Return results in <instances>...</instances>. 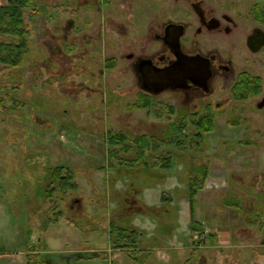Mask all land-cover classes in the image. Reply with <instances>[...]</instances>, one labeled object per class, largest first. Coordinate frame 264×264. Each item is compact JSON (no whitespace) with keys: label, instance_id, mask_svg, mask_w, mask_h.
<instances>
[{"label":"rangeland","instance_id":"1","mask_svg":"<svg viewBox=\"0 0 264 264\" xmlns=\"http://www.w3.org/2000/svg\"><path fill=\"white\" fill-rule=\"evenodd\" d=\"M95 1L35 0L41 15L35 19L24 65L17 70L22 79L0 74V88L10 96L7 109L0 112V264H136L118 250L128 243L115 232L124 227L152 235L171 233L179 236L178 245L185 237L192 246L189 184L190 178H198L202 186L203 170L209 179L197 194L195 218L206 232L193 238L194 243L204 245L205 234L206 241L211 234L222 235L228 238L223 246L238 249H212L216 264H261L262 256L253 260L254 253H264V226L258 224L264 223V110L257 109L261 96L247 103L232 101L231 113L219 119L201 148L180 151L168 146V99H158V115L154 109L134 112L130 107L138 89L116 49L135 31L132 24L126 29L119 5L131 3L127 17L139 22L143 0H110V12L107 6L96 9ZM112 57L117 64L109 70L105 61ZM253 69L264 74V67ZM76 84L84 90L72 92ZM159 118L162 128L155 127ZM109 131L162 139L157 155L163 159L175 153L170 168L158 159L156 168L149 162L146 173H113L107 155ZM246 142L253 145L240 150ZM60 167L93 180L77 177L78 187L62 194L64 213L51 221L63 218L50 223L55 198L48 190L55 186L52 173ZM127 193L141 211L124 210ZM72 199L78 204H70ZM90 199H95L93 205ZM169 211L175 215L166 231L162 222ZM141 247L129 257L143 258ZM116 254L120 256L115 259ZM188 255L187 262L204 255L213 264L208 252Z\"/></svg>","mask_w":264,"mask_h":264},{"label":"flooded vegetation","instance_id":"2","mask_svg":"<svg viewBox=\"0 0 264 264\" xmlns=\"http://www.w3.org/2000/svg\"><path fill=\"white\" fill-rule=\"evenodd\" d=\"M109 2L111 1L96 0L95 8L99 10L107 6L110 12L114 3ZM127 3L129 2L119 5L117 12L126 16V29L129 30L132 24L135 31L132 30L133 36H129V33L126 39L123 37L116 49L122 53L121 58L125 59L127 71L138 89L136 100L130 108L134 112L147 110V113L154 109L158 115L156 108L162 106L158 99L166 97L170 104L165 109L172 117L167 129L179 127L190 131L186 141L188 146L184 150L172 144L173 146L180 151L196 146V130L205 124H214L215 129L210 133L213 134L219 119L225 113H231L228 110L232 101L247 103L261 96L257 109L264 110V74L253 71L256 66L264 67V0H143L140 2L143 8L140 15L136 13L140 17L139 22L137 19L133 22L130 17L128 19L127 14L131 13L132 4ZM115 59L112 57L105 61L109 70L117 64ZM64 79L65 77L62 78V83H65ZM73 86L74 89L69 87L72 92L84 90L79 84ZM155 127L162 128L161 118ZM109 134L119 136L111 143L110 151L107 148L109 168H113V173H146L150 171V161L155 162L154 168L157 167V160L161 159L157 152L162 146V139L147 133L133 138L124 131H109ZM143 135L150 137L148 145L140 144L139 138ZM206 137L204 142L207 141ZM250 145L253 144L241 143L240 150ZM153 152L155 155L152 156ZM174 154L170 158L161 159L162 162L168 159L172 162ZM109 155L112 156L111 159ZM246 160L244 159V163ZM114 162L118 163L117 167ZM60 168L52 173L56 183L48 190L50 197L55 198L51 206L54 213L50 223L59 222L63 218L60 216L51 221L57 214L64 213L65 208L61 206L62 194L78 187L76 178L85 176L88 180H93L86 175L78 176L70 167L63 171ZM203 171L205 173L201 178L205 177L208 181L209 172ZM90 194L94 195L95 192L91 191ZM126 195L128 198L124 210L134 213L141 211L131 194ZM94 200L90 199L92 205ZM78 202V199H72L70 204ZM95 211L98 212L97 209ZM86 216L85 214L84 217ZM72 226L77 228L75 223ZM123 229L131 230L129 227ZM112 232L113 230L110 233ZM141 233L139 232V236Z\"/></svg>","mask_w":264,"mask_h":264},{"label":"trees","instance_id":"3","mask_svg":"<svg viewBox=\"0 0 264 264\" xmlns=\"http://www.w3.org/2000/svg\"><path fill=\"white\" fill-rule=\"evenodd\" d=\"M41 15V9L37 7L35 0H7L6 4L0 5V74L5 78H11L13 80L22 79L21 71L17 72L23 65L26 59V56L29 52V40L34 34L35 28V19ZM113 66V65H109ZM18 75V76H17ZM21 85V84H20ZM14 88H19V86H14ZM6 88H0V112L7 109L8 106L5 105V102L10 99V96L6 94ZM12 99V98H11ZM14 104L17 106L21 105V102L14 101ZM215 129L213 123L205 124L203 127L196 130L197 135L195 136L198 141L196 146L201 148V144L204 143V138L206 135L212 133ZM183 128H171L167 131V140L168 145H176L180 150L186 148L187 135ZM119 136H112L111 134L107 135V146L110 151L111 143L113 140ZM141 143L148 145L150 137L148 135H143L139 138ZM145 141V142H142ZM201 142V143H200ZM145 145V146H146ZM197 148V149H198ZM111 159L112 156L109 155ZM171 160L168 159L163 162V167L170 168ZM63 168L61 167L60 170ZM198 179V178H197ZM195 178H190L189 184V197H190V210H191V230L192 234L197 236L198 234L203 235L205 230L200 227V223L196 221L195 218V208L197 206V194L199 189L203 188L206 178H203V185L198 182ZM200 181V180H199ZM66 185H69V182H66ZM162 200H165V197L162 196ZM147 213V212H146ZM145 213V214H146ZM259 219H257L258 221ZM260 221V222H259ZM258 221L259 227L264 226V223H261V220ZM115 231V230H114ZM121 241L128 242L124 246L119 248H127V252L130 249H136L139 242V231L131 229H117L115 231ZM260 256H264V253L257 255L253 254L255 260Z\"/></svg>","mask_w":264,"mask_h":264},{"label":"crops","instance_id":"4","mask_svg":"<svg viewBox=\"0 0 264 264\" xmlns=\"http://www.w3.org/2000/svg\"><path fill=\"white\" fill-rule=\"evenodd\" d=\"M162 199V197H161ZM173 204V203H172ZM170 206H173V205ZM151 206V205H150ZM152 208V207H151ZM191 209V208H190ZM171 210V209H169ZM191 213V210H190ZM174 213H171V211L167 212L166 214V219L167 220H163L164 222L162 226L164 227V230H170V224L167 223L169 220H171L174 217ZM178 216V214H177ZM180 216V213H179ZM182 217V216H181ZM190 219H191V214H190ZM197 221V220H196ZM199 223V222H198ZM200 227H203L201 224H199ZM144 233H141L139 238H138V242L139 244H143V242H147L149 243V246H144L143 245L141 247V245L138 244V246H140L141 250L144 251V257L143 258H130L128 254L139 251V249H130L129 252H127V248H121L118 249L122 252H125V258H127L131 263L132 261H134V259L136 260V264H209V260L206 256H198L196 262H193L188 260L189 259V255L188 253H191L192 256L194 255H198L200 252L203 254L204 252H208L211 254V258L213 260V264H216L217 258H215V256H212V249L213 250H218V249H222L225 248L227 246H223V243L227 242L225 240H227L228 238H226L225 236L222 235H218V234H211L208 237V241L207 240V235L206 236V240L204 241V245H196L194 242L195 240L193 238L194 235L191 233V238H192V246L191 245H186L185 243V237H181L182 239L184 238V243H180L178 245V243L181 241L179 236L177 235H173L171 233H157L156 235H152L149 234L150 231L145 230L143 231ZM206 232V231H205ZM204 232V233H205ZM219 240V241H218ZM151 242L153 243V245H151ZM208 242V244L206 243ZM219 242V243H218ZM206 243V244H205ZM139 248V247H138ZM216 248V249H215ZM227 248H229V251H235L236 249H238V246H228ZM108 253H111V248L108 247L107 250H105ZM218 254V253H217ZM219 255V254H218ZM120 256V254H116L113 256V258H118ZM207 260V263H206ZM253 260L255 261V258L253 257ZM125 261V260H124ZM259 262L261 264H264V256H262L259 259ZM257 264H259L256 261Z\"/></svg>","mask_w":264,"mask_h":264},{"label":"built area","instance_id":"5","mask_svg":"<svg viewBox=\"0 0 264 264\" xmlns=\"http://www.w3.org/2000/svg\"><path fill=\"white\" fill-rule=\"evenodd\" d=\"M198 238V235L196 236V239Z\"/></svg>","mask_w":264,"mask_h":264}]
</instances>
